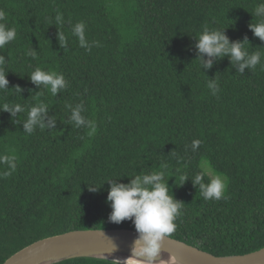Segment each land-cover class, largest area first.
<instances>
[{"label": "trees", "instance_id": "trees-1", "mask_svg": "<svg viewBox=\"0 0 264 264\" xmlns=\"http://www.w3.org/2000/svg\"><path fill=\"white\" fill-rule=\"evenodd\" d=\"M260 3L0 0L4 22L17 30L16 39L0 48L10 82L0 105H48L45 129L32 134L24 129L27 109L16 117L0 112V155L15 156L17 163L10 176H0V264L35 242L72 231L136 230L132 221L109 220L107 182L127 184L164 164L171 194L184 203L171 238L219 257L264 248V70L257 65L241 73L227 56L204 55V62L212 60L207 68L196 47L207 26L223 30L230 42L247 40L249 53L264 52V41L249 29L261 19L255 15ZM78 22L85 23L90 45L99 46L80 47L71 31ZM37 67L63 74L67 88L53 96L35 85L30 73ZM208 83H218L216 95ZM82 101L94 131L70 121L68 106ZM193 140L201 141L195 152ZM203 160L228 178L220 200L204 199L194 184L195 174L205 171ZM7 170L0 165V172ZM88 184L99 190L89 191Z\"/></svg>", "mask_w": 264, "mask_h": 264}, {"label": "clouds", "instance_id": "clouds-1", "mask_svg": "<svg viewBox=\"0 0 264 264\" xmlns=\"http://www.w3.org/2000/svg\"><path fill=\"white\" fill-rule=\"evenodd\" d=\"M264 3H260L255 8V15L261 17L260 21L249 25V29L255 37L264 41ZM5 21V13L0 10V48L14 41L17 37L15 27H9ZM57 23H62V14L55 17ZM72 34L78 38L80 47L90 50L91 46H99L98 42H91L86 39V25L84 22L76 23L72 29ZM62 46L66 45L65 35L60 32L58 37ZM248 41L230 42L229 37L223 30L213 29L205 26L198 36L196 45L200 55V64L205 67H212V60L204 62L203 56L209 58L229 57L233 64L239 65L242 73L245 68L255 69L257 65L264 70V52L255 51L249 53L246 48ZM28 55L33 59L36 53L29 50ZM4 56L0 55V93L7 92L9 80L8 71ZM30 80L37 86H43L50 90L53 96L65 90L68 86L63 74L53 71H45L37 67L30 73ZM208 88L212 89V94L216 95L219 91L217 84L208 83ZM17 93L23 90L17 85ZM42 94V93H40ZM71 110L70 121L74 122L76 128L85 127L92 131L95 130V122L88 119L84 113L85 105L82 102L68 106ZM27 109V118L24 121V129L27 134H32L37 128L45 129L44 117L48 110V105L44 102L31 106H22L20 103H3L0 105V112L9 113L16 117L18 113H23ZM55 119L51 121L55 125ZM201 145L200 140H193L191 144L192 151L198 150ZM0 165H6L7 171L0 172V176H10L17 167L16 157L11 155H0ZM167 165L161 166L164 170H155L150 173L136 174L130 179V183H117V180H109L110 185L108 193V202L111 205L112 212L109 220L119 224L126 220L134 223L138 233V238L134 242L131 250V256L121 260L113 259L111 264H177L176 258L169 256L167 260L161 258L163 245L166 238L170 237L176 230V220L181 215V209L184 203L177 201L171 194L167 183ZM205 176L209 177L205 182ZM189 177L184 175L181 180L185 181ZM183 183V184H184ZM182 184V185H183ZM194 184L199 186L200 194L206 200H220L224 198L228 186V178L221 174L214 173L211 169L197 172L194 176ZM89 191L95 192L99 188L95 184H88ZM114 250V249H113Z\"/></svg>", "mask_w": 264, "mask_h": 264}, {"label": "water", "instance_id": "water-1", "mask_svg": "<svg viewBox=\"0 0 264 264\" xmlns=\"http://www.w3.org/2000/svg\"><path fill=\"white\" fill-rule=\"evenodd\" d=\"M137 238V231L129 229L72 231L35 242L4 264H57L78 258L113 260L90 254L98 252L125 259L131 256ZM163 254L183 264H264V248L242 256L219 257L171 237L164 241Z\"/></svg>", "mask_w": 264, "mask_h": 264}, {"label": "bare ground", "instance_id": "bare-ground-1", "mask_svg": "<svg viewBox=\"0 0 264 264\" xmlns=\"http://www.w3.org/2000/svg\"><path fill=\"white\" fill-rule=\"evenodd\" d=\"M90 254H93V255H99V256H101V257L112 258V259H117V258H119V259L123 260L122 257L116 256V255H114V254H109V253H106V252H98V253H90ZM168 257H169V256H167L166 254H163V253H162V257H161V258L167 260ZM176 261H177V260H176ZM169 264H173V262H172V261H169ZM177 264H183V263H181L180 261H177Z\"/></svg>", "mask_w": 264, "mask_h": 264}, {"label": "rangeland", "instance_id": "rangeland-1", "mask_svg": "<svg viewBox=\"0 0 264 264\" xmlns=\"http://www.w3.org/2000/svg\"><path fill=\"white\" fill-rule=\"evenodd\" d=\"M202 167L203 169L206 171L207 169H211L213 171V169L211 168V166L208 164L207 160H203L202 162ZM214 172V171H213Z\"/></svg>", "mask_w": 264, "mask_h": 264}]
</instances>
